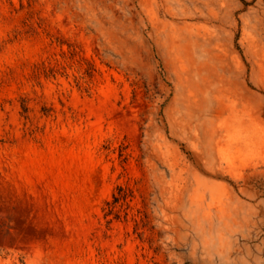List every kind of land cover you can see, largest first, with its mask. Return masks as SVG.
Here are the masks:
<instances>
[{"label":"rangeland","instance_id":"rangeland-1","mask_svg":"<svg viewBox=\"0 0 264 264\" xmlns=\"http://www.w3.org/2000/svg\"><path fill=\"white\" fill-rule=\"evenodd\" d=\"M0 264H264V0H0Z\"/></svg>","mask_w":264,"mask_h":264}]
</instances>
